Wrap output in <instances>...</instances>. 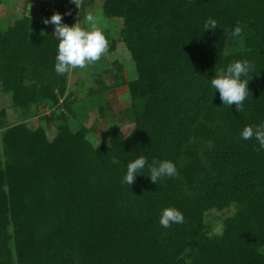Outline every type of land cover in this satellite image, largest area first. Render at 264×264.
<instances>
[{
  "label": "trees",
  "instance_id": "1",
  "mask_svg": "<svg viewBox=\"0 0 264 264\" xmlns=\"http://www.w3.org/2000/svg\"><path fill=\"white\" fill-rule=\"evenodd\" d=\"M51 5L74 24L71 0ZM103 13L123 18L122 40L136 62L132 102L120 111L132 130L116 127L96 146L64 112L53 139L42 126L6 130L0 264H264V149L241 135L264 123V0H104ZM209 18L215 30H204ZM238 25L241 35L231 36ZM41 28L29 16L0 27V82L19 107L58 103L67 90L68 74L55 71L58 40L36 35ZM243 60L255 72L239 112L222 104L211 79ZM200 139L210 140L203 154ZM140 156L169 160L178 175L156 184L146 166L134 184L122 183ZM232 205L222 231L206 232V212ZM169 207L184 222L164 228Z\"/></svg>",
  "mask_w": 264,
  "mask_h": 264
},
{
  "label": "rangeland",
  "instance_id": "2",
  "mask_svg": "<svg viewBox=\"0 0 264 264\" xmlns=\"http://www.w3.org/2000/svg\"><path fill=\"white\" fill-rule=\"evenodd\" d=\"M103 2L96 0L93 5L81 8V11L78 9L74 23L82 20V26L87 27L83 18L93 15L109 40V52L96 64L84 70L76 69L68 75L66 93H59L58 103H43L30 109L19 107L15 105L12 95L3 90L0 82V151L3 149L2 140L6 130L20 123L33 129L42 126L48 137L53 139L58 133L59 122L56 118L62 112L69 114L68 123L73 130L88 128V139L96 146L98 143H108L116 127L125 135L130 133L132 124L121 119L120 111L132 102L129 82L138 77L136 62L122 40L123 18L105 16ZM51 4L52 0H0V27L6 28L18 19L29 16L42 24L36 35H40L41 31L45 35L54 34L55 26L43 23L44 19H50L53 15ZM30 76L35 81L40 79L38 74ZM68 107L77 113L76 117L72 116ZM197 147L203 154L210 147V140L200 139ZM235 212V205L208 210L204 223L206 232H221L225 218Z\"/></svg>",
  "mask_w": 264,
  "mask_h": 264
},
{
  "label": "clouds",
  "instance_id": "3",
  "mask_svg": "<svg viewBox=\"0 0 264 264\" xmlns=\"http://www.w3.org/2000/svg\"><path fill=\"white\" fill-rule=\"evenodd\" d=\"M83 2L84 0H71V3L75 4L80 11ZM71 14V10H69L64 15ZM83 20H85L87 27L82 26V20H78L71 26L63 23V16L59 12H54L50 19L43 20L45 25L52 24L55 26L53 36L58 40L55 71L58 75H71L76 69H87L90 65L100 61L109 52V40L98 26L95 17L89 14ZM217 27V21L212 18H209L204 24V30H215ZM241 33L242 29L238 25L230 35L240 36ZM41 35H45V33L41 31ZM253 72H255L254 66L247 60L234 61L227 66L226 70L221 69L215 72L214 78L211 79V86L219 92L223 105L229 107L235 104L237 111H243L244 102L251 95L248 83ZM242 77L244 78L242 79ZM241 135L244 140L255 137L259 142L258 150L264 149V123L255 127H244ZM146 166L149 170L150 180L156 184L158 180L164 177L172 178L178 175L176 165L173 162L154 159L151 163H148L146 157L140 156L128 163L127 173L122 183L129 186L134 184L137 174H140ZM183 222V214L172 207L163 210L159 221L164 228L171 227L173 223Z\"/></svg>",
  "mask_w": 264,
  "mask_h": 264
}]
</instances>
